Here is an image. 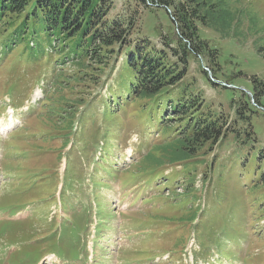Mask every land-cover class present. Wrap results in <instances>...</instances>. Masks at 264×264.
<instances>
[{
    "label": "rangeland",
    "instance_id": "1",
    "mask_svg": "<svg viewBox=\"0 0 264 264\" xmlns=\"http://www.w3.org/2000/svg\"><path fill=\"white\" fill-rule=\"evenodd\" d=\"M107 1L111 19L129 24L131 17L133 40L147 38L160 52L168 37L180 39L175 10L187 0H167L170 7L161 0ZM224 1L255 13L264 25V0ZM199 34L217 60L192 56L185 81L224 121L225 137L189 161L148 169L157 176L150 180L137 167L143 159L137 148L142 144L147 154L170 138L150 132L160 114L148 130L133 118L139 104L127 102L133 78L125 57L114 70L96 66L97 84L81 81L75 88L51 90L55 74L75 75L79 68L56 71L43 60L26 64L20 56L29 54L15 43L0 66V220L20 221L3 227L0 264L15 259L34 264L26 249L57 239L63 248L74 246L79 258L59 260L47 252L42 264H264V91L257 93L261 87L253 81L264 82V58L257 52L264 48V34L244 42L211 30ZM117 56L107 54L106 62L111 65ZM118 101L125 111L113 106ZM8 103L23 108L14 111L15 119L9 120ZM11 126L16 129L6 132ZM133 184L142 188L132 192ZM25 189L29 196L21 194ZM26 201L37 203L33 216L32 207L13 216L3 206L12 202L20 208ZM51 218L60 236L26 243L34 226L46 233ZM76 226L74 236L70 230Z\"/></svg>",
    "mask_w": 264,
    "mask_h": 264
},
{
    "label": "trees",
    "instance_id": "2",
    "mask_svg": "<svg viewBox=\"0 0 264 264\" xmlns=\"http://www.w3.org/2000/svg\"><path fill=\"white\" fill-rule=\"evenodd\" d=\"M161 2L165 6L169 4L167 0ZM112 10L107 0H0V39H3L0 54L5 60L7 54L15 49V43H22L26 51L24 54H29L28 58L20 56L26 64L43 60L53 65L56 71H64L67 67L79 68L75 75L55 74L49 83L51 90L75 88L81 81L97 84L100 77L94 75L100 68L96 66L104 67L101 68L103 72L113 65L114 70L124 56L128 74L133 78L129 83L127 102L139 104L136 112L131 111L133 118L142 130L153 124L156 113L160 114L157 129L150 132L159 131V135L165 139L170 138L169 143L155 146L147 154L141 148L142 144L137 148V153L143 158L137 167H141V172L147 173L150 180L157 176L148 173V169L157 170L166 164L189 161L206 147L210 149L216 146L225 137L224 121L206 109L204 96L195 92L194 84L185 81L187 65L192 56L203 58L206 55L214 59V63L217 60L218 54H212L208 43L201 40L200 30L215 31L222 37L244 42L248 36L264 34V25H261V19L257 20L255 13L248 9L232 8L224 0H187L185 5L175 10L174 22L177 19L182 24L180 39L168 37L164 51L158 52L147 38L133 40L131 17L129 24L111 19L109 15ZM30 41L34 46H30ZM252 44L254 47L257 45ZM166 49L171 54H166ZM205 49H209L210 54H202ZM257 52L264 58V48ZM107 54L118 55L111 65L106 62ZM82 70L88 72L80 78ZM202 74L208 76L205 70ZM253 81L261 87L257 92L261 95L264 82L257 78ZM119 97L114 98L119 100ZM113 106L119 112L125 108L119 101L114 102ZM117 114L114 111L112 118ZM64 118H71L68 112H65ZM72 122L68 130L72 128ZM21 129L28 130L23 126ZM150 148L146 149L149 151ZM27 192L25 189L21 194L29 196ZM28 202L34 203H24ZM7 204L15 205L12 202ZM85 221L89 222L88 219ZM3 227L0 223V236L4 234ZM41 230L42 227L38 229L34 226L33 234L27 233L29 240L26 243L49 235L55 230V225H49L46 233L41 234ZM76 230L80 228L76 226L70 231L76 233ZM52 241L26 251L32 253L29 256L35 263L47 252L66 255L68 258L78 257L77 251L63 248L58 239Z\"/></svg>",
    "mask_w": 264,
    "mask_h": 264
},
{
    "label": "bare ground",
    "instance_id": "3",
    "mask_svg": "<svg viewBox=\"0 0 264 264\" xmlns=\"http://www.w3.org/2000/svg\"><path fill=\"white\" fill-rule=\"evenodd\" d=\"M38 94H39V92H37L36 93V96H35V98L34 99H36L37 97H38ZM11 117H12V115H11ZM12 122V121H11ZM13 123H14V121H13ZM11 124V123H10ZM9 129V128H8Z\"/></svg>",
    "mask_w": 264,
    "mask_h": 264
}]
</instances>
